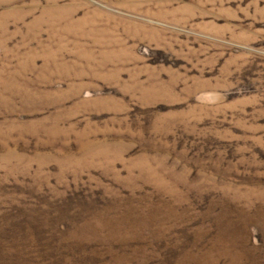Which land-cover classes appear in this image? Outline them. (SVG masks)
I'll list each match as a JSON object with an SVG mask.
<instances>
[{
  "label": "rangeland",
  "instance_id": "rangeland-1",
  "mask_svg": "<svg viewBox=\"0 0 264 264\" xmlns=\"http://www.w3.org/2000/svg\"><path fill=\"white\" fill-rule=\"evenodd\" d=\"M0 264H264V0H0Z\"/></svg>",
  "mask_w": 264,
  "mask_h": 264
}]
</instances>
